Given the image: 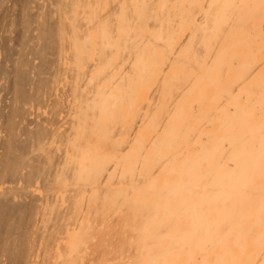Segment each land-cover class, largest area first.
Instances as JSON below:
<instances>
[{"label":"bare ground","instance_id":"1","mask_svg":"<svg viewBox=\"0 0 264 264\" xmlns=\"http://www.w3.org/2000/svg\"><path fill=\"white\" fill-rule=\"evenodd\" d=\"M0 43V264H264V0H0Z\"/></svg>","mask_w":264,"mask_h":264},{"label":"rangeland","instance_id":"2","mask_svg":"<svg viewBox=\"0 0 264 264\" xmlns=\"http://www.w3.org/2000/svg\"><path fill=\"white\" fill-rule=\"evenodd\" d=\"M2 46H3V44L0 43V51L2 50ZM0 80H1V78H0ZM26 81H27L26 77L22 78L21 75H19L18 83L22 87L23 93H24L23 86L26 84ZM11 144H13V142L10 143V147H11ZM5 148H7V146L4 145L3 150ZM4 151H6V150H4ZM3 154L8 156L7 158L9 160L10 169L13 171H16L18 169V166H19L18 161L14 157H12L10 154L8 155V153H6V152H3ZM1 205H2V207L0 208V233H3V231L7 227L8 217L12 214V212L14 211V209H16V207L12 206L8 202H5L4 200L1 201ZM15 264H20V262L17 261Z\"/></svg>","mask_w":264,"mask_h":264}]
</instances>
